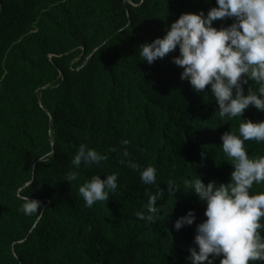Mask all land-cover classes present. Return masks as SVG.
I'll list each match as a JSON object with an SVG mask.
<instances>
[{"label": "trees", "instance_id": "obj_1", "mask_svg": "<svg viewBox=\"0 0 264 264\" xmlns=\"http://www.w3.org/2000/svg\"><path fill=\"white\" fill-rule=\"evenodd\" d=\"M214 6L215 0H0V264H188L195 224L205 217L184 181L228 183L232 165L219 148L221 134L236 132L241 118L264 120V113L249 106L241 118L221 120L210 92L197 94L181 81L182 69L171 62L178 49L148 65L137 48L163 37L180 14ZM250 85L258 87L249 81L245 94ZM81 143L106 159L73 168L77 180L69 184L65 175ZM245 148L264 155V142L249 140ZM127 161L154 166L155 184H143ZM113 172L116 192L85 207L79 185ZM170 179L174 196L166 191ZM18 189L39 201L37 212L19 211ZM250 191H264V183ZM150 194H157L158 214L138 220L134 212L144 210ZM188 210L196 221L176 230Z\"/></svg>", "mask_w": 264, "mask_h": 264}, {"label": "clouds", "instance_id": "obj_2", "mask_svg": "<svg viewBox=\"0 0 264 264\" xmlns=\"http://www.w3.org/2000/svg\"><path fill=\"white\" fill-rule=\"evenodd\" d=\"M214 7L197 13H182L166 29L163 37L145 42L137 48V55L148 65L163 59L178 49V55L171 62L182 69L181 81H187L192 90L211 93L218 110L215 115L242 117L252 106L264 113V0H215ZM231 19L227 26L215 27L217 20ZM251 85L245 94L244 85ZM219 148L231 160L232 171L228 183L200 178L185 180L188 191L194 192L204 204V217L195 224L193 247L188 248V264H264V191L252 192L253 184L264 183V155L250 156L245 142H264V120L253 122L240 119L236 132L225 131L220 136ZM127 145L128 141H121ZM51 153L41 155L43 162ZM122 155L128 156L125 150ZM106 157L88 145L81 143L71 157L72 166L65 175V181L77 180L81 165H99ZM124 162V161H122ZM128 166L139 173L145 185L156 182V168L152 165L140 167L132 161ZM93 175L78 187L79 197L85 207H92L97 201H106L110 193L117 190V174ZM28 181L25 186H30ZM19 211L25 215L37 212L39 201L20 195ZM166 191L174 196L177 187L173 180L166 184ZM157 194H150L144 210L134 212L138 220L152 222L158 214ZM196 221L193 210H188L174 222L180 230Z\"/></svg>", "mask_w": 264, "mask_h": 264}]
</instances>
